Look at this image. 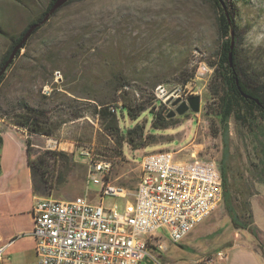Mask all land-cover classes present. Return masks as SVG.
<instances>
[{
    "label": "rangeland",
    "instance_id": "obj_1",
    "mask_svg": "<svg viewBox=\"0 0 264 264\" xmlns=\"http://www.w3.org/2000/svg\"><path fill=\"white\" fill-rule=\"evenodd\" d=\"M48 1L0 0V62L11 39L43 12ZM231 3L240 57L261 73L264 0ZM221 40L217 12L208 0H73L31 34L6 69L0 81V119L8 121L15 113L32 108L61 121L55 137L30 136L31 158L48 149L63 150L71 158L67 171L59 162L50 166L51 196L58 199H72L86 191L93 201L99 200V186L87 182L82 148L112 160L111 179L127 190L135 188L139 162L146 152L180 149L176 158L215 159L227 170L230 204L239 227L232 223L222 194L209 216L195 227L200 225L205 233L191 250L195 256L204 255L203 260L209 258L214 247L241 238L238 231L256 235L254 242L264 247V153L259 141H264V135L255 138L230 118L226 144L222 138V126L215 119L219 106L214 79ZM122 83L127 85L121 87ZM159 86L165 94L157 92ZM175 94L199 95V111L167 117V128L151 127L153 115L148 109L157 111L162 104L167 116V98ZM122 95L148 108L135 118L126 109L124 117L119 113L122 129L143 126L146 145L137 150L125 141L119 146L110 140L90 106L92 102H119ZM77 114L83 116L74 118ZM125 200L106 196L103 202L121 208ZM156 233L161 238L157 243L162 245L158 249L162 263V241L170 238L166 228Z\"/></svg>",
    "mask_w": 264,
    "mask_h": 264
},
{
    "label": "built area",
    "instance_id": "obj_2",
    "mask_svg": "<svg viewBox=\"0 0 264 264\" xmlns=\"http://www.w3.org/2000/svg\"><path fill=\"white\" fill-rule=\"evenodd\" d=\"M157 92L163 95L166 90L159 86ZM179 151L144 153L138 181L130 195L111 179V160L82 148L87 182L99 186V200L93 201L86 191L72 199L36 198L32 234L38 263L162 264L157 230L166 228L171 241H180L209 216L223 194L215 159L194 155L176 158ZM106 196L126 198L123 211L116 203L106 205ZM218 255L225 254L220 251Z\"/></svg>",
    "mask_w": 264,
    "mask_h": 264
},
{
    "label": "trees",
    "instance_id": "obj_3",
    "mask_svg": "<svg viewBox=\"0 0 264 264\" xmlns=\"http://www.w3.org/2000/svg\"><path fill=\"white\" fill-rule=\"evenodd\" d=\"M54 1L55 0H49L43 12L37 18L30 20L24 29L11 39L10 46L0 62V67L7 59L12 48L20 41L28 26L34 22L40 21ZM208 1L213 5L217 12L218 27L222 37L219 45L218 63L214 68V79L217 81V86H215L216 95H218L219 106V109L215 112V119L218 124L222 126V138L226 144L229 133L228 121L230 118H233V120L237 124H240L242 128L248 129L252 132L255 138L259 135V133L264 135V71L257 73L240 57L238 47V25L233 11V4L231 3L232 0ZM71 2H73V0H67L62 6ZM221 3H223V5ZM59 8L55 12H57ZM226 14L228 15L229 20L227 19ZM40 27L41 26L35 28L32 33ZM230 29L233 30L234 36L231 66L228 61V52L230 50ZM20 49L17 50L15 56L20 52ZM4 74L5 72L0 75V81L3 79ZM126 85L127 84L122 83L121 87H125ZM116 90H118V88H116ZM126 93L127 90L125 89L124 94ZM122 97V100L120 98L119 102L100 101L99 103L95 102L94 104L92 102L91 105H89L93 107V113L98 120H100V125L110 140L117 143L119 146H121V144L125 141L131 149L137 150L146 145V140L143 137V126L135 124L133 127L126 130L122 129L119 113L121 114V117H124L123 110L126 109L128 116L130 118H135L143 110L148 108H145L144 102L140 103V101L134 99L127 100L125 99V95H122ZM162 109V104L161 108L157 111L148 109L153 115L151 127L155 129L167 128L168 118ZM82 116L83 115L81 114H77L74 118H80ZM8 121L12 125H15L26 132V142L29 154H31L30 136L44 135L46 137H55L54 130L60 126L61 122L54 121L47 117L44 112L32 108L18 114L15 113L12 118L8 119ZM259 141L263 145L262 151L264 153V141ZM119 150H121V148ZM101 152L105 153V151L102 150ZM96 155L99 157L98 154ZM70 160L71 158L67 152L57 149L45 150L44 152L38 154L34 159H30L29 165L32 174L34 193L40 197L51 196V182L53 177L51 175L52 172L50 170V166L52 169L54 163L59 162L64 165L63 168L67 171ZM222 163L223 160L221 164ZM219 168L223 180V200L226 203L227 212L229 213L232 223L234 225H238L239 227L238 217L236 213L233 212L230 204V194L227 189V170L225 166L223 167L222 165H220Z\"/></svg>",
    "mask_w": 264,
    "mask_h": 264
},
{
    "label": "crops",
    "instance_id": "obj_4",
    "mask_svg": "<svg viewBox=\"0 0 264 264\" xmlns=\"http://www.w3.org/2000/svg\"><path fill=\"white\" fill-rule=\"evenodd\" d=\"M26 138L23 129L0 119V264H39L35 251L36 238L32 234V208L40 196L33 190L29 165L33 158L27 149ZM134 190L127 191L131 195ZM123 207L118 208L119 211H123ZM195 227L190 232L196 231L189 232L190 235L181 241H162L163 264H264L262 242L257 245L252 238L255 236L243 231L236 232L241 238L234 239L232 235L233 239L214 247L211 257L203 260L204 255L195 256L191 246L197 244L205 233L204 228ZM220 251L225 255L219 256Z\"/></svg>",
    "mask_w": 264,
    "mask_h": 264
},
{
    "label": "water",
    "instance_id": "obj_5",
    "mask_svg": "<svg viewBox=\"0 0 264 264\" xmlns=\"http://www.w3.org/2000/svg\"><path fill=\"white\" fill-rule=\"evenodd\" d=\"M66 1L67 0H55L52 3V5L50 6V8L48 9V11L44 14L43 18L40 21L34 22V23H32V24H30L28 26V28L24 32L22 38L20 39V41L12 48V50L10 51L7 59L4 61V63L0 67V75L3 74L6 71L7 67L9 66V64L13 61L17 50H19L21 48V46L26 42V40L28 39V37L30 36L32 31L35 30V28L41 26L46 20H48L50 15L52 13H54ZM221 4L223 5V3H221ZM226 17L229 20L227 14H226ZM233 43H234L233 30L230 29V50L228 52V61H229V65L230 66L232 65V47H233ZM179 99H180V97H177L175 99L174 103L177 102ZM199 104H200V96L199 95H192V96L188 97L186 100H182L181 103L176 108V110L169 112L167 114V117H171L175 113L183 114L189 108L191 109L192 112H198L199 111Z\"/></svg>",
    "mask_w": 264,
    "mask_h": 264
},
{
    "label": "flooded vegetation",
    "instance_id": "obj_6",
    "mask_svg": "<svg viewBox=\"0 0 264 264\" xmlns=\"http://www.w3.org/2000/svg\"><path fill=\"white\" fill-rule=\"evenodd\" d=\"M177 97H180V99L177 101V102H175L174 103V101H175V99L177 98ZM189 96H187V97H183V96H181V95H177V96H175L174 98H167V101H166V103L170 106L169 107V111L171 112V111H175L176 110V108L178 107V105L181 103V101L182 100H186L187 98H188ZM188 112H191V109L189 108L187 111H185L183 114H186V113H188ZM183 114H177V113H175L174 115H172L171 117H175V116H177V115H183ZM171 117H169V118H171Z\"/></svg>",
    "mask_w": 264,
    "mask_h": 264
}]
</instances>
